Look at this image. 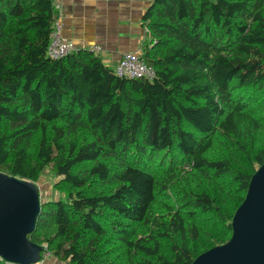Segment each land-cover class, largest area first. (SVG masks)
I'll use <instances>...</instances> for the list:
<instances>
[{
  "label": "trees",
  "instance_id": "16d2710c",
  "mask_svg": "<svg viewBox=\"0 0 264 264\" xmlns=\"http://www.w3.org/2000/svg\"><path fill=\"white\" fill-rule=\"evenodd\" d=\"M57 13L0 0V171L37 182L50 168L62 193L28 236L41 255L190 264L226 242L264 162V0H153L152 80L85 48L49 57Z\"/></svg>",
  "mask_w": 264,
  "mask_h": 264
},
{
  "label": "water",
  "instance_id": "95a60500",
  "mask_svg": "<svg viewBox=\"0 0 264 264\" xmlns=\"http://www.w3.org/2000/svg\"><path fill=\"white\" fill-rule=\"evenodd\" d=\"M35 182L0 171V258L35 264L44 249L30 240L41 210ZM231 237L200 253L190 264H264V162L250 178L231 220Z\"/></svg>",
  "mask_w": 264,
  "mask_h": 264
},
{
  "label": "crops",
  "instance_id": "0c3cea01",
  "mask_svg": "<svg viewBox=\"0 0 264 264\" xmlns=\"http://www.w3.org/2000/svg\"><path fill=\"white\" fill-rule=\"evenodd\" d=\"M153 0H53L64 36L114 68L128 51L148 40L144 15Z\"/></svg>",
  "mask_w": 264,
  "mask_h": 264
},
{
  "label": "built area",
  "instance_id": "2783aa9c",
  "mask_svg": "<svg viewBox=\"0 0 264 264\" xmlns=\"http://www.w3.org/2000/svg\"><path fill=\"white\" fill-rule=\"evenodd\" d=\"M75 49L78 48L74 46L70 39L64 36L63 26L59 16L51 32L47 54L51 58H61L70 54ZM114 70L118 76L128 78L152 80L156 76L154 67L144 61L140 51L125 52L117 62Z\"/></svg>",
  "mask_w": 264,
  "mask_h": 264
},
{
  "label": "rangeland",
  "instance_id": "374dc122",
  "mask_svg": "<svg viewBox=\"0 0 264 264\" xmlns=\"http://www.w3.org/2000/svg\"><path fill=\"white\" fill-rule=\"evenodd\" d=\"M59 179L54 172L48 168L41 175L40 179L35 182L40 193V200L45 201L47 199H55L62 195L59 189H56L55 182ZM46 248V245H44ZM50 264H68L67 262H63L57 258H55L48 250H46L42 255V261Z\"/></svg>",
  "mask_w": 264,
  "mask_h": 264
}]
</instances>
